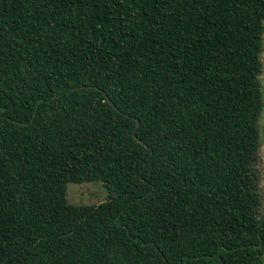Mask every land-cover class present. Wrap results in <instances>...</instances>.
Segmentation results:
<instances>
[{"label": "trees", "instance_id": "obj_1", "mask_svg": "<svg viewBox=\"0 0 264 264\" xmlns=\"http://www.w3.org/2000/svg\"><path fill=\"white\" fill-rule=\"evenodd\" d=\"M263 22L264 0H0V264H264ZM90 181L104 201L66 202Z\"/></svg>", "mask_w": 264, "mask_h": 264}, {"label": "rangeland", "instance_id": "obj_2", "mask_svg": "<svg viewBox=\"0 0 264 264\" xmlns=\"http://www.w3.org/2000/svg\"><path fill=\"white\" fill-rule=\"evenodd\" d=\"M264 24V22H263ZM263 49L260 55L261 73L258 77L262 94L263 106L257 119V129L259 133V145L257 148V172H258V192L260 194V204L258 212L264 216V29L262 34ZM107 197V191L99 181L73 183L67 182L65 187V200L73 205H92L102 202ZM264 260V258H263Z\"/></svg>", "mask_w": 264, "mask_h": 264}, {"label": "water", "instance_id": "obj_3", "mask_svg": "<svg viewBox=\"0 0 264 264\" xmlns=\"http://www.w3.org/2000/svg\"><path fill=\"white\" fill-rule=\"evenodd\" d=\"M105 99H106V102H107L110 106L114 107L113 104H112V102L109 100V98H107V97L105 96ZM114 108H115V107H114ZM135 124L137 125V120H135ZM133 136H134V134H133Z\"/></svg>", "mask_w": 264, "mask_h": 264}]
</instances>
